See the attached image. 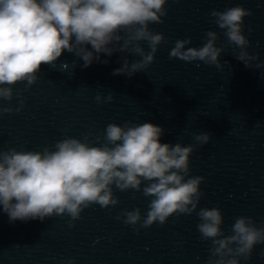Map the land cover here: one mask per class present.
Here are the masks:
<instances>
[{
	"label": "clouds",
	"instance_id": "9594fccd",
	"mask_svg": "<svg viewBox=\"0 0 264 264\" xmlns=\"http://www.w3.org/2000/svg\"><path fill=\"white\" fill-rule=\"evenodd\" d=\"M169 0H0V119L19 113L28 91L39 79L42 67L55 69L64 52L74 54L87 68L93 62L107 64L101 54L122 55V67L113 75L129 78L145 72L154 62L159 46L167 43L163 33L151 24H163ZM211 22L223 31L233 56L246 68H264L258 54L248 51L244 19L252 15L242 5L224 10L212 9ZM251 32V29L248 30ZM219 34L204 33L200 47H187L192 38L177 39L169 59L203 62L231 71L221 62L225 46H217ZM147 45V50L144 47ZM90 46V48H89ZM239 51H236V50ZM139 57L129 62L128 56ZM76 61H72L73 69ZM68 65L65 63L63 67ZM199 66V65H197ZM74 75V72L71 76ZM71 78V77H70ZM23 84L15 93L13 89ZM16 106H11L13 99ZM114 94H97V104L111 103ZM7 101L9 106L4 105ZM164 129L149 122L123 125L109 123L99 135L82 139L65 135L42 150L0 147V206L10 222L67 216L68 227L93 205L116 208L120 192H140L148 200L147 211L139 207L122 209L117 221L137 233L154 224L164 225L172 216L195 213L196 229L202 241L210 242L206 264H241L251 258L257 245H264V224L257 226L252 216L234 219L225 234L224 216L219 207H199L204 192L202 176L190 174V157L197 145L212 140L208 132L193 135L195 144L162 143ZM94 137V138H93ZM62 264H76L70 258Z\"/></svg>",
	"mask_w": 264,
	"mask_h": 264
}]
</instances>
